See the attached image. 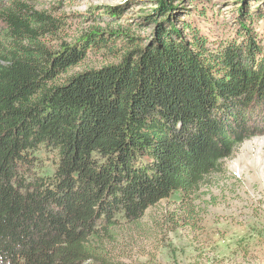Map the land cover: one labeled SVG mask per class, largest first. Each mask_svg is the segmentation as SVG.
I'll list each match as a JSON object with an SVG mask.
<instances>
[{
    "label": "trees",
    "instance_id": "1",
    "mask_svg": "<svg viewBox=\"0 0 264 264\" xmlns=\"http://www.w3.org/2000/svg\"><path fill=\"white\" fill-rule=\"evenodd\" d=\"M28 1L0 0V264L97 261L119 222L194 193L264 134V9L244 0L220 23L214 0L170 18L160 1L149 38L118 22L52 51L56 22ZM100 52L116 63L71 73Z\"/></svg>",
    "mask_w": 264,
    "mask_h": 264
},
{
    "label": "rangeland",
    "instance_id": "2",
    "mask_svg": "<svg viewBox=\"0 0 264 264\" xmlns=\"http://www.w3.org/2000/svg\"><path fill=\"white\" fill-rule=\"evenodd\" d=\"M160 1L174 7L168 18L191 10L189 0L28 3L55 20V29L44 37V43L56 51L62 43H74L90 31L113 32L118 22L131 24V34L149 38L155 30L154 18L146 24L143 21L155 13ZM242 1L214 0L220 23H231ZM248 3L250 10L264 9V0ZM117 10L123 12L122 19L114 16ZM114 63L108 54L91 53L71 73ZM39 157L40 168L51 175L52 156L41 152ZM95 252L98 260L88 264H264V134L239 146L221 171L194 193H175L147 210L139 221L119 222Z\"/></svg>",
    "mask_w": 264,
    "mask_h": 264
}]
</instances>
